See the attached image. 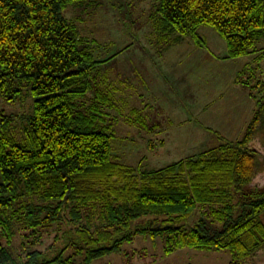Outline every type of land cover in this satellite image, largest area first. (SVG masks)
<instances>
[{
	"label": "trees",
	"instance_id": "16d2710c",
	"mask_svg": "<svg viewBox=\"0 0 264 264\" xmlns=\"http://www.w3.org/2000/svg\"><path fill=\"white\" fill-rule=\"evenodd\" d=\"M155 1L149 20L166 43L201 45L197 30L211 27L235 59L264 38V0ZM99 3L0 0V99L32 98L22 128L0 111V264H92L138 235L163 237L166 255L228 251L229 264H264V83L238 80L258 108L240 140L157 170L121 164L97 41L64 15Z\"/></svg>",
	"mask_w": 264,
	"mask_h": 264
},
{
	"label": "rangeland",
	"instance_id": "374dc122",
	"mask_svg": "<svg viewBox=\"0 0 264 264\" xmlns=\"http://www.w3.org/2000/svg\"><path fill=\"white\" fill-rule=\"evenodd\" d=\"M155 3L100 0L89 14L72 6L64 11L67 18L82 20V36L97 41L91 49L100 62L95 76L98 81L97 74L107 78V92L115 99L116 107L111 110L113 119L116 117L112 144L119 162L148 171L240 140L254 117L253 108H258L249 96L250 87L238 80L241 76L248 78L252 87L264 83V38L258 41L256 53L235 59L226 58L227 44L211 27L197 30L204 41L201 45L192 37L166 43L158 39L149 20ZM22 98L16 103L0 99V111L14 115L18 128L22 123L17 117L28 112L32 103L29 95ZM136 108L144 119L151 117L153 123L157 122V127L137 125L134 116H127ZM261 140L264 146V131ZM14 243L17 245L19 240ZM165 246L159 235H138L122 245L121 253L96 259L92 264L231 261L228 251L184 248L166 255Z\"/></svg>",
	"mask_w": 264,
	"mask_h": 264
},
{
	"label": "crops",
	"instance_id": "0c3cea01",
	"mask_svg": "<svg viewBox=\"0 0 264 264\" xmlns=\"http://www.w3.org/2000/svg\"><path fill=\"white\" fill-rule=\"evenodd\" d=\"M140 96V95H139ZM141 97V96H140ZM114 99V98H113ZM253 113L255 112V107L253 108ZM127 116H134L135 117V123L138 125V124H145L146 126L148 125V123L150 124L151 127H157V122L156 123H153L151 121V117L149 118V120L147 121L146 119H144L143 116L139 115V111L138 109H132L128 114ZM142 121V122H140Z\"/></svg>",
	"mask_w": 264,
	"mask_h": 264
}]
</instances>
